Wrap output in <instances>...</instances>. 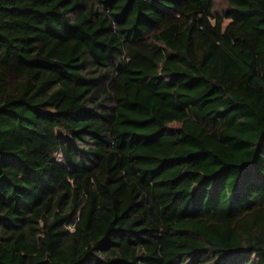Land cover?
Here are the masks:
<instances>
[{"label": "trees", "instance_id": "16d2710c", "mask_svg": "<svg viewBox=\"0 0 264 264\" xmlns=\"http://www.w3.org/2000/svg\"><path fill=\"white\" fill-rule=\"evenodd\" d=\"M214 2L0 0V264H264V0Z\"/></svg>", "mask_w": 264, "mask_h": 264}, {"label": "rangeland", "instance_id": "374dc122", "mask_svg": "<svg viewBox=\"0 0 264 264\" xmlns=\"http://www.w3.org/2000/svg\"><path fill=\"white\" fill-rule=\"evenodd\" d=\"M214 6H215V11H222L225 8H227V0H215ZM58 135H59L60 141L62 143H64V141L69 138V134L65 130H59ZM53 158L55 160L60 161V162H63L64 161V160H62V152H61V149H59L53 155Z\"/></svg>", "mask_w": 264, "mask_h": 264}]
</instances>
